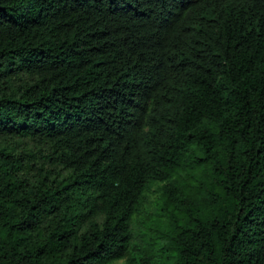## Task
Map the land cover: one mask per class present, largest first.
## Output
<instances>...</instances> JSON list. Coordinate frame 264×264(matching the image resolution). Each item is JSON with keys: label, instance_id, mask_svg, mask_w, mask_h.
<instances>
[{"label": "trees", "instance_id": "trees-1", "mask_svg": "<svg viewBox=\"0 0 264 264\" xmlns=\"http://www.w3.org/2000/svg\"><path fill=\"white\" fill-rule=\"evenodd\" d=\"M119 261L264 264V0H0V264Z\"/></svg>", "mask_w": 264, "mask_h": 264}, {"label": "rangeland", "instance_id": "rangeland-1", "mask_svg": "<svg viewBox=\"0 0 264 264\" xmlns=\"http://www.w3.org/2000/svg\"><path fill=\"white\" fill-rule=\"evenodd\" d=\"M154 189H155V191L148 195L149 201H150V206H146V209H148V210H150L151 208L154 207V204L157 202V200L159 198V192H157L158 189H156V188H154ZM119 263H121V261L115 262L114 264H119Z\"/></svg>", "mask_w": 264, "mask_h": 264}]
</instances>
